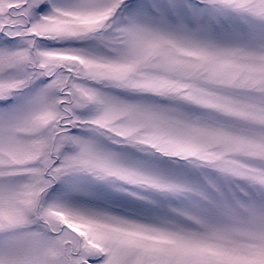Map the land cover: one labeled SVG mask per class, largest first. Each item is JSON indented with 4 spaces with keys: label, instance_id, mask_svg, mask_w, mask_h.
Returning a JSON list of instances; mask_svg holds the SVG:
<instances>
[{
    "label": "snow or ice",
    "instance_id": "obj_1",
    "mask_svg": "<svg viewBox=\"0 0 264 264\" xmlns=\"http://www.w3.org/2000/svg\"><path fill=\"white\" fill-rule=\"evenodd\" d=\"M0 264H264V0H0Z\"/></svg>",
    "mask_w": 264,
    "mask_h": 264
}]
</instances>
